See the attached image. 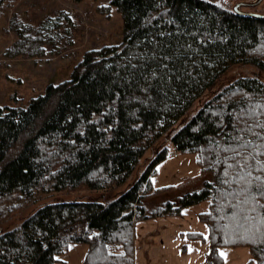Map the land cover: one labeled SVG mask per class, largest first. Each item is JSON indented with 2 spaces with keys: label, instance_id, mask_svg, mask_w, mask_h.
I'll list each match as a JSON object with an SVG mask.
<instances>
[{
  "label": "trees",
  "instance_id": "16d2710c",
  "mask_svg": "<svg viewBox=\"0 0 264 264\" xmlns=\"http://www.w3.org/2000/svg\"><path fill=\"white\" fill-rule=\"evenodd\" d=\"M111 3L123 15L121 43L88 50L69 79L48 84L26 107L0 106V264H56L72 243L88 245L85 264H135L138 222L184 216L204 201L198 215L208 234L183 236L208 240V264H225L222 247H247L248 264H264V18L220 0ZM62 18L42 27L56 30ZM240 64L258 70L232 76L184 120ZM170 130L127 189L44 202L17 227H2L44 197L124 185ZM169 145L195 153L213 180L149 211L145 198L167 188H154L152 175Z\"/></svg>",
  "mask_w": 264,
  "mask_h": 264
},
{
  "label": "rangeland",
  "instance_id": "374dc122",
  "mask_svg": "<svg viewBox=\"0 0 264 264\" xmlns=\"http://www.w3.org/2000/svg\"><path fill=\"white\" fill-rule=\"evenodd\" d=\"M239 1L253 0H220L231 8ZM242 9L249 10L246 7ZM253 11L264 13V0ZM60 14L63 17L62 27L52 31L42 27L45 19ZM67 16L72 19V23H69ZM124 35L123 15L111 0H4L0 7V106L26 107L32 98L45 92L48 84H58L69 79L73 69L88 50L119 44ZM261 48L264 51V45H259V50ZM257 70L252 64H240L231 68L227 76H223L217 85L196 100L184 120L191 118L216 90L231 80L232 76H237L239 72ZM260 74L264 78V72ZM172 131L161 136L146 151L124 185L107 191L91 192L92 194L81 190L44 197L37 204L16 210L13 217L1 224L2 227H17L44 202L88 199L103 193L114 195L119 190L127 189L163 149ZM169 146V155L157 164L152 175L154 188H167L145 198L144 203L149 211L168 201L178 203L184 194L200 190L206 181L213 180L212 174L201 171L195 153L180 152L177 155L173 147ZM207 209L208 202L204 201L188 207L186 213L198 215L200 211ZM136 239V246L144 248V243H148L142 235ZM87 247L86 243L70 244L68 250L59 255L66 263L58 261L56 264H85ZM220 250L225 254V264H248L252 260L247 247H222Z\"/></svg>",
  "mask_w": 264,
  "mask_h": 264
},
{
  "label": "crops",
  "instance_id": "0c3cea01",
  "mask_svg": "<svg viewBox=\"0 0 264 264\" xmlns=\"http://www.w3.org/2000/svg\"><path fill=\"white\" fill-rule=\"evenodd\" d=\"M136 229L137 236L142 235L148 243L141 241L145 249L135 244V264H208V240L183 236L186 231L208 234V224L197 214L142 220L138 222ZM183 246H186L185 250Z\"/></svg>",
  "mask_w": 264,
  "mask_h": 264
},
{
  "label": "water",
  "instance_id": "95a60500",
  "mask_svg": "<svg viewBox=\"0 0 264 264\" xmlns=\"http://www.w3.org/2000/svg\"><path fill=\"white\" fill-rule=\"evenodd\" d=\"M262 2L263 0L239 1L234 5L233 10L238 13L248 14V15H253V16L264 18V13L242 9V7H255L261 4Z\"/></svg>",
  "mask_w": 264,
  "mask_h": 264
},
{
  "label": "snow or ice",
  "instance_id": "6c2138e0",
  "mask_svg": "<svg viewBox=\"0 0 264 264\" xmlns=\"http://www.w3.org/2000/svg\"><path fill=\"white\" fill-rule=\"evenodd\" d=\"M221 256L225 255L223 252L220 253Z\"/></svg>",
  "mask_w": 264,
  "mask_h": 264
},
{
  "label": "flooded vegetation",
  "instance_id": "af4514ba",
  "mask_svg": "<svg viewBox=\"0 0 264 264\" xmlns=\"http://www.w3.org/2000/svg\"><path fill=\"white\" fill-rule=\"evenodd\" d=\"M243 8V7H242Z\"/></svg>",
  "mask_w": 264,
  "mask_h": 264
}]
</instances>
